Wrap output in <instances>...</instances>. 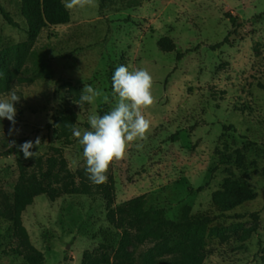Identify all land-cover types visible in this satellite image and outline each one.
I'll use <instances>...</instances> for the list:
<instances>
[{
  "label": "rangeland",
  "instance_id": "obj_1",
  "mask_svg": "<svg viewBox=\"0 0 264 264\" xmlns=\"http://www.w3.org/2000/svg\"><path fill=\"white\" fill-rule=\"evenodd\" d=\"M0 1L21 23L0 10V100L21 96L15 125L0 119V264H26L10 236L21 165L39 172L51 156L64 165L62 184L72 173L89 191L36 193L22 205L44 264H107L122 243L137 254L163 246L152 264H192L194 253L199 264H264V0H95L72 9L70 22L44 27L21 64L22 0ZM166 35L175 50L159 45ZM120 65L151 74L154 104L142 110L151 122L143 147L129 144L109 165L110 203L88 179L72 129L91 130L89 115L115 107ZM84 85L109 102L81 109L74 101ZM37 137L35 156L25 159L19 145ZM195 216L212 220L175 224Z\"/></svg>",
  "mask_w": 264,
  "mask_h": 264
},
{
  "label": "trees",
  "instance_id": "obj_2",
  "mask_svg": "<svg viewBox=\"0 0 264 264\" xmlns=\"http://www.w3.org/2000/svg\"><path fill=\"white\" fill-rule=\"evenodd\" d=\"M64 0H22V14L27 20V39L22 41L19 46V60L20 64L26 59L30 50L39 39L44 27L50 24L68 23L72 20V12L64 6ZM0 10L6 20L16 26L21 27V23L15 19L13 14L7 7L0 1ZM129 19V18H127ZM228 38L222 41H217L211 44L212 49L221 47ZM159 45L166 51H172L177 48L175 40L166 35L158 40ZM83 47L79 46L75 50L70 52H64L61 55L69 57L72 53L82 50ZM185 52L178 51V57L181 58ZM20 71V67L16 72ZM24 80L30 78L24 77ZM264 85V84H263ZM101 115H104V111H101ZM71 119L76 121L77 116L72 114ZM234 127V124L225 125L226 129ZM178 139V135L174 136ZM53 160V161H52ZM52 161L49 166L44 169L41 168L39 172H30L25 164L21 165V180L22 183L17 186L15 201V208L11 210V220L13 222L11 227L10 236L13 237V244L11 250L20 254L26 264H44L45 255L43 250L37 247L29 233L27 225L24 223L21 216L22 205L28 200L32 199L36 193H48L60 195L63 193H88L89 187L84 179L77 180L72 173L68 174V181L62 184V169L64 165L53 156L48 158V161ZM203 186H199L197 189H202ZM99 191L109 199L110 203L114 201L113 191L115 189V180L113 176L109 181L104 184L98 185ZM112 213H115V208H112ZM253 215L258 218L259 212H253ZM212 220L211 216L201 217L195 216L191 220H183L175 222L176 225H200ZM164 247L155 246L148 251H142L136 253L133 250H129L125 243L120 244L115 251L113 257L108 258L107 264H152L154 256L157 252H160ZM192 264H199L197 254H192Z\"/></svg>",
  "mask_w": 264,
  "mask_h": 264
},
{
  "label": "clouds",
  "instance_id": "obj_3",
  "mask_svg": "<svg viewBox=\"0 0 264 264\" xmlns=\"http://www.w3.org/2000/svg\"><path fill=\"white\" fill-rule=\"evenodd\" d=\"M65 8H85L95 6V0H67ZM153 78L146 69L129 71L125 65H120L112 76V96L116 98L115 107L104 115H89L88 122L91 130L84 131L72 129L73 135L78 138L83 146V156L86 160V173L93 184L107 182L109 165L115 160L124 159L129 144L136 143L138 149L143 147L139 141L147 139L150 132L151 122L148 120L143 109H148L154 104L152 95ZM105 103L109 102V96L94 89L91 85H84L83 93L78 101L82 109L84 103L94 104L97 98ZM21 96L16 91H11L9 98L0 100V119L7 118L15 125L16 108L15 102ZM11 131V130H10ZM41 141H26L19 145L25 159L34 157L36 152L30 151L34 146L39 147ZM15 142L11 143L13 146Z\"/></svg>",
  "mask_w": 264,
  "mask_h": 264
}]
</instances>
